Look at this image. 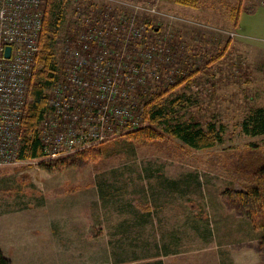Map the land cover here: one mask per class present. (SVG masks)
<instances>
[{"label":"rangeland","instance_id":"obj_1","mask_svg":"<svg viewBox=\"0 0 264 264\" xmlns=\"http://www.w3.org/2000/svg\"><path fill=\"white\" fill-rule=\"evenodd\" d=\"M62 4L52 28L60 76L66 45L79 50L73 39L83 22L93 19L92 45L125 53L131 47L141 50L135 56L144 64V82L130 93L138 111L153 92L174 87L170 98L184 95L171 113L179 110L183 120L222 125V141L199 150L174 138L140 144L121 136L130 131L124 128L79 149L100 147L97 157L79 167L47 169L39 166L40 159L2 164L0 241L25 226H52L51 239L39 231L36 237L52 243L42 248L51 250L54 264H264L253 249L261 232L250 219L227 210L220 198L225 189L244 190L247 184L212 160L216 154L245 152L254 142L264 149V134L247 135L241 125L252 108L264 107V0ZM139 6L144 37L129 45L126 37L115 42L112 17L130 15ZM121 20L120 27L129 29L133 19ZM153 26L159 32H152ZM186 71L192 76L180 84L178 75ZM144 124L143 110L135 129Z\"/></svg>","mask_w":264,"mask_h":264},{"label":"built area","instance_id":"obj_2","mask_svg":"<svg viewBox=\"0 0 264 264\" xmlns=\"http://www.w3.org/2000/svg\"><path fill=\"white\" fill-rule=\"evenodd\" d=\"M141 10L139 6L134 13L122 15L133 19L131 26L124 20L129 29L120 27V12L112 17L115 42L126 37L129 45L137 37H144L145 24H138L137 18ZM43 23L42 0H0V165L20 161V129ZM94 29L93 19L83 22L77 37L72 38L80 49L66 45L62 74H57L48 90V108L37 126L46 160L103 142L124 128L133 130L139 125L144 105L136 111L130 93L144 82V64L139 65L135 56L141 50H100L99 43H91L90 38L96 37ZM106 37L108 34L101 39ZM6 46L11 47L8 57L4 54ZM75 121L79 123L77 128Z\"/></svg>","mask_w":264,"mask_h":264},{"label":"trees","instance_id":"obj_3","mask_svg":"<svg viewBox=\"0 0 264 264\" xmlns=\"http://www.w3.org/2000/svg\"><path fill=\"white\" fill-rule=\"evenodd\" d=\"M64 0H42L44 23L40 33V50L34 63V74L30 81L28 99L24 107L21 125L22 142L18 154V160L40 159L39 166L47 169L79 167L99 155L100 147L77 151L56 159L42 161L41 140L37 132V126L48 108V90L57 80L58 65L54 59V45L56 31H52L53 25L59 22ZM154 2L155 0H145ZM179 4L192 5L195 0H174ZM144 14L139 16L138 24H146ZM144 19V21H143ZM152 32L157 33V26L151 27ZM192 76V72L186 71L178 75L182 84ZM189 81V80H188ZM174 87L162 88L144 100L145 124L137 129L126 132L124 136L130 142L149 144L167 143L174 138L191 149H208L222 141V125L210 121L203 125L198 121L182 119L179 110L173 112L174 105H182L178 95L170 98ZM181 90V89H178ZM168 95V100H160ZM141 96V93H140ZM136 111L139 107H135ZM242 131L250 136L264 134V107H255L250 110L241 123ZM127 139V140H128ZM264 146V141H263ZM250 148L245 152H226L223 155L216 154L212 160L227 166L233 179L246 183L247 188L237 190L227 188L220 193V198L229 211L237 216L248 218L254 227L261 232L260 238L253 245V249L264 258V149L258 143H250ZM177 154V153H176ZM0 264H11L0 250Z\"/></svg>","mask_w":264,"mask_h":264},{"label":"crops","instance_id":"obj_4","mask_svg":"<svg viewBox=\"0 0 264 264\" xmlns=\"http://www.w3.org/2000/svg\"><path fill=\"white\" fill-rule=\"evenodd\" d=\"M37 231L48 235L47 240L51 239L50 235L54 233L52 226L41 228L25 226L18 232L12 230V233H7L5 239L0 241V250L11 264H54L51 250L46 251L42 248L48 244L52 245V243L41 242L40 238L36 237ZM6 232L8 231L6 230ZM47 240L45 239V241ZM59 241H65V238H61ZM78 241L80 240L78 239Z\"/></svg>","mask_w":264,"mask_h":264},{"label":"water","instance_id":"obj_5","mask_svg":"<svg viewBox=\"0 0 264 264\" xmlns=\"http://www.w3.org/2000/svg\"><path fill=\"white\" fill-rule=\"evenodd\" d=\"M10 49H11V47H10V46H6V47H5V52H4V54H5V56H6V57H8V56H9Z\"/></svg>","mask_w":264,"mask_h":264}]
</instances>
